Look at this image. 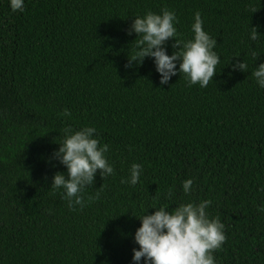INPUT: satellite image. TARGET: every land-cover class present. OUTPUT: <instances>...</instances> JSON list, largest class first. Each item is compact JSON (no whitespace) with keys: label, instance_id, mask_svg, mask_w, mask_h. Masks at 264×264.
Listing matches in <instances>:
<instances>
[{"label":"trees","instance_id":"obj_1","mask_svg":"<svg viewBox=\"0 0 264 264\" xmlns=\"http://www.w3.org/2000/svg\"><path fill=\"white\" fill-rule=\"evenodd\" d=\"M165 8L176 39L193 38L197 11L216 38L207 87L183 73L161 85L151 57L126 67L133 19ZM242 60L246 72L234 71ZM261 62L264 0H25L23 12L0 0V264H134L135 216L202 200L225 226L216 264H264V88L251 75ZM85 125L108 145L114 173L98 170L84 208L70 209L50 186L66 168L49 157L64 128ZM132 163L143 167L134 186L121 183Z\"/></svg>","mask_w":264,"mask_h":264},{"label":"clouds","instance_id":"obj_2","mask_svg":"<svg viewBox=\"0 0 264 264\" xmlns=\"http://www.w3.org/2000/svg\"><path fill=\"white\" fill-rule=\"evenodd\" d=\"M8 3L12 12L24 11L25 0H8ZM177 23L176 13L166 8L160 13L147 11L142 16H135L128 35L135 33L139 39H135L134 56L126 67H132L133 62L142 64L146 57H151L161 85L168 84L177 73H183L189 86L198 84L201 88L207 87L220 63V56L214 51L217 40L204 30L199 11L194 13L191 24L192 39H176ZM260 35L257 26H252L249 38L256 41ZM170 38L175 40L173 48L179 46V50L171 55L167 54L165 47ZM250 54L254 59L258 57L255 50H250ZM247 68L243 60L232 64L234 71L246 72ZM251 75L257 85L264 88V62L256 66ZM63 114L71 115L68 109ZM96 131L95 127L87 125L78 130L70 126L64 128L63 141L49 157V161L56 160L66 168L67 178L64 172H56L50 186L63 189L70 209L75 206L84 208L85 200L81 194L94 183L98 170L102 178L114 173V167L106 156L108 145H100L94 135ZM142 171L141 164L132 163L128 176L122 178L121 183L136 185ZM192 186L193 179L184 180L183 192L190 193ZM171 195L169 193V197ZM211 203V200L182 203L172 210L162 205L150 214H146V210L142 215L135 216L140 220V226L133 237L139 246L132 249L134 264H216L213 252L221 248L226 237L225 226L219 217L209 218L206 212ZM259 211L264 212V204L259 206Z\"/></svg>","mask_w":264,"mask_h":264}]
</instances>
